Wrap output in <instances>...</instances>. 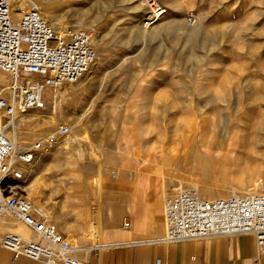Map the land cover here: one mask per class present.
<instances>
[{"label": "rangeland", "instance_id": "rangeland-1", "mask_svg": "<svg viewBox=\"0 0 264 264\" xmlns=\"http://www.w3.org/2000/svg\"><path fill=\"white\" fill-rule=\"evenodd\" d=\"M41 2L59 26L97 35V60L87 77L48 91L43 107L7 120L15 123L7 135L20 146L61 124L75 126L63 144L38 153L24 183L34 206L64 233L70 223L83 225L69 211L78 203L71 197L83 194L90 202L87 228H71L68 239L82 248L104 242L102 235L96 243L86 236L94 213L128 178L160 186L164 202L179 188L204 199L258 191L264 0H155L166 13L151 26L146 0ZM11 82L0 70L1 96L11 97ZM88 166V188L80 193L78 174Z\"/></svg>", "mask_w": 264, "mask_h": 264}, {"label": "built area", "instance_id": "built-area-1", "mask_svg": "<svg viewBox=\"0 0 264 264\" xmlns=\"http://www.w3.org/2000/svg\"><path fill=\"white\" fill-rule=\"evenodd\" d=\"M149 3L146 26L166 13L155 0ZM96 60L93 31L53 25L30 0H0V70L12 76L11 97L0 95V218L10 215L37 236L6 234L2 246L16 255L45 264H84L67 236L33 206L24 186L25 171L38 153L63 144L75 126L61 124L20 146L7 135V120L43 107L48 91L78 82ZM164 222L167 242L248 233L264 250V180L256 193L229 198L204 199L193 188H179L165 199Z\"/></svg>", "mask_w": 264, "mask_h": 264}, {"label": "crops", "instance_id": "crops-1", "mask_svg": "<svg viewBox=\"0 0 264 264\" xmlns=\"http://www.w3.org/2000/svg\"><path fill=\"white\" fill-rule=\"evenodd\" d=\"M33 1L42 8L41 3L51 19L58 21L41 0ZM91 174L90 166L87 172L78 174L80 181L76 189L80 193L88 188ZM141 181L137 178L123 180L121 192L113 193L111 200L105 206H100L101 212H95L96 218L86 236L96 243L102 235L103 243L82 248L70 235L69 241L77 247L76 255L84 264H264V250L258 246L255 237L248 233L182 242L165 241V194L160 186L150 189L142 187L148 183ZM71 198L72 202L76 199L78 203L69 211L80 217L83 225L76 221L70 223L68 229L63 226L65 235L73 233L71 228H87L89 221L90 202L86 201L83 194ZM40 209L46 214L44 209ZM64 213L62 217L66 216ZM126 224L129 227H125ZM9 233L37 238L12 216L0 218V264H45L4 248L1 241ZM86 236L83 239H87Z\"/></svg>", "mask_w": 264, "mask_h": 264}, {"label": "bare ground", "instance_id": "bare-ground-1", "mask_svg": "<svg viewBox=\"0 0 264 264\" xmlns=\"http://www.w3.org/2000/svg\"><path fill=\"white\" fill-rule=\"evenodd\" d=\"M146 4L148 5V7L149 8H152L151 7V5L152 4H150L149 3V0H146ZM36 5V4H35ZM36 6H39V5H36ZM39 8H40V10L42 11V13H43V15L45 16V18L51 23V24H53V25H60L59 23H57V22H55L53 19H51V16L44 10V9H42L40 6H39ZM160 20V19H159ZM157 24H158V20H157ZM158 26V25H157ZM157 26H155V27H151L152 29H151V31L152 32H155L154 30H155V28H156V30H157ZM77 27H79V26H77ZM73 28H75V27H73ZM99 42L101 43V38L99 37ZM93 68V67H92ZM91 70V69H90ZM90 70L87 72V74L90 72ZM86 74V75H87ZM85 75V76H86ZM84 76V77H85ZM83 77V78H84ZM87 77V76H86ZM82 78V79H83ZM13 124H15L14 123V121L13 120H10V121H8L7 122V130H10L12 127H13ZM8 132V131H7ZM235 145H237V146H239V143H236ZM204 191H205V193L208 191V189H204ZM34 206V205H33ZM35 207V206H34ZM37 210H39L41 213H43L40 209H38L37 207H35ZM44 214V213H43ZM72 244V243H71ZM73 245V244H72ZM74 246V245H73ZM74 248H76L77 249V247H75L74 246ZM78 250V249H77Z\"/></svg>", "mask_w": 264, "mask_h": 264}]
</instances>
